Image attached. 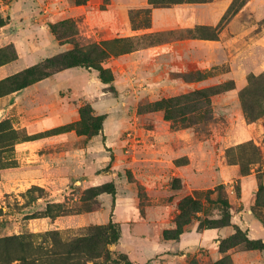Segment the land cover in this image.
I'll list each match as a JSON object with an SVG mask.
<instances>
[{
	"label": "rangeland",
	"instance_id": "1",
	"mask_svg": "<svg viewBox=\"0 0 264 264\" xmlns=\"http://www.w3.org/2000/svg\"><path fill=\"white\" fill-rule=\"evenodd\" d=\"M13 1L0 0V24L6 23L0 26V65L24 59L16 70L19 73L56 56L48 38L55 36L51 26L62 21L49 19L45 30L36 27L35 20L27 24L29 30L20 23L12 25L7 6ZM108 4L104 0L96 8L105 10ZM217 9L224 11L222 19L207 32L196 29L198 26L190 29L192 33L180 28L125 37L129 41L118 45L117 52L102 64L112 72L110 85L97 84L96 70L77 68L82 75L71 78L76 85L63 91L75 102L78 119L68 125L78 139L68 142L63 152L67 154L68 149L76 158L75 165L67 168L72 175L67 183L58 180L62 173L67 174L65 170L26 167L18 155V147L28 137L35 141L69 132L54 129L28 134L27 126L40 119L37 109L52 99L41 90L16 104L9 117L1 116L0 123L6 124L0 131L5 129L7 138L5 148H0V238L25 235V242L41 245L40 253L31 256L35 264H125L120 255L127 256L131 264H216L226 259L231 264H264V250H248L242 243L246 238L264 242V118L248 121L239 98L252 76L264 75V0H232L228 7ZM71 20L74 29L60 31L65 36L60 43L68 44V50L124 39L114 31L91 30L84 14ZM130 21L133 29L151 26V16L138 9L130 11ZM21 29L26 32L17 34ZM215 33L216 40L195 42L182 50L181 58L174 57L182 62H170L171 70L153 72L148 64L122 70L117 65L123 49ZM156 75L166 79L158 80ZM204 89L215 93L207 121L201 113L189 114L184 120L167 119L158 105L174 97L191 98ZM7 92L8 88H1L0 99L9 101L8 96L17 93ZM93 116H105V120L92 124ZM98 128L99 137L90 145V134ZM253 149L257 156L251 155ZM88 166H92L90 171H86ZM38 180L41 185H36ZM108 183L115 186V200L111 194L93 191ZM218 186L224 187L223 198L231 206V225L200 229V219L221 216L219 205L205 199V193ZM186 198L199 202L201 209L190 215L179 239L166 240V231L170 235L177 231ZM210 198L218 200V193ZM110 222L117 224L120 236L115 244L107 243L112 237V231L106 229ZM182 236L190 245L199 242L187 257L180 259V252L173 249L172 257L155 254L140 259L138 251L150 254L155 242L175 244ZM78 242L90 243L73 249L71 245Z\"/></svg>",
	"mask_w": 264,
	"mask_h": 264
},
{
	"label": "crops",
	"instance_id": "2",
	"mask_svg": "<svg viewBox=\"0 0 264 264\" xmlns=\"http://www.w3.org/2000/svg\"><path fill=\"white\" fill-rule=\"evenodd\" d=\"M109 1L110 4L107 5V8L105 10H100L96 7L102 4L104 0H89L84 6H76L72 0H14L11 5L7 6V15L10 16L12 25L20 23L29 30L27 24H31L33 20H35L37 21L35 26L45 30V24L49 19L53 18L57 21H64L76 19L78 16L84 14L85 22L90 26L91 30L96 28L108 32L114 31L116 34L123 35H119L122 38H137L140 37V35L145 36L163 33L168 29L183 28L190 30L198 26H216L224 14V11L217 8L222 6L228 7L232 2V0H223L224 3L221 4V1L214 0L212 3L182 4L168 8H152L150 14L151 26L139 30L132 28L130 11L133 9L144 10L150 8L148 0ZM37 11L40 12L37 13ZM206 11L210 13H206ZM23 29L17 31V34L26 32L24 31L26 29ZM48 39V43L50 47L56 51V55L68 51L66 48L68 44H61L56 36L51 34V37ZM199 41L204 42L209 40L191 38L179 41L157 42L148 47L134 49L132 52L120 55L116 60L117 65L122 70L126 68H135V66H142L143 64L150 65L153 72L167 71V67H170L169 70H171V64L177 61L182 62L181 59L177 60L174 59V57L181 58L182 55L180 52L182 50L187 49L188 46L191 47L195 45L192 43ZM23 60L24 59H17L14 62L0 67V81L18 73L16 70H18L19 63ZM170 62L171 64H169ZM76 74L82 75V72L77 70V68L63 70L49 78L37 82L21 92L8 96L10 99L9 101H7V98L0 99V118L1 116L6 118L9 117L16 104L23 103L25 98L30 99V94H38L43 90L52 101L37 109L40 119L34 122L35 124L27 126L29 135H37L50 130L59 129L76 122L78 119L75 102L72 101L70 93L65 94L63 92L65 90L69 92L74 88L76 83L71 78ZM163 77L166 79L165 76ZM163 77L156 75L155 78L159 80ZM96 81L97 84H104L100 82L99 79H96ZM86 85H88V83H86L85 86ZM52 87H56V92H50ZM26 93H29V96H26ZM93 107L95 108V106ZM106 134L107 132L104 130V135ZM98 137L94 136L90 139V145H92ZM77 139L75 131H69L52 137L27 141L18 147V155L23 162V166L26 167L38 165L41 170L46 167H56L60 170V173L65 170L67 174L62 173L58 176V180L61 183H67L72 179V175H70L71 173L67 168L75 165L76 158L69 153L68 149L67 154L63 153L66 149L64 147L68 142ZM49 149L55 150L56 152L50 155L42 153L44 150ZM91 167L92 166H88L86 171H90ZM35 183L36 185H41L39 180L35 181ZM184 237L185 236H182L180 241L175 242V244L173 242H155V244L151 245V249L149 250L150 254H144L141 250L138 251L140 252V259H143V256L150 257L149 255L155 254H161V258L172 257L170 255L173 253V249H175V252H180L179 258L183 259L187 257V253L195 251L199 245V242H193L195 245H190V242H185L186 238ZM183 251L185 253H183ZM126 253L133 254V252H127V250Z\"/></svg>",
	"mask_w": 264,
	"mask_h": 264
},
{
	"label": "trees",
	"instance_id": "3",
	"mask_svg": "<svg viewBox=\"0 0 264 264\" xmlns=\"http://www.w3.org/2000/svg\"><path fill=\"white\" fill-rule=\"evenodd\" d=\"M74 5L76 6H84L87 4L89 0H72ZM213 0H148V4L150 8L144 9L147 15L151 14L152 8H168L175 5L182 4H204L210 3ZM6 24V23H5ZM5 24H0V26H4ZM76 26L75 22L71 19L64 20L62 22L57 23L56 25L51 26L52 33L56 36V38L61 42L64 40V33H60L61 28H69L74 29ZM145 28H149V26H144ZM139 29V28H134ZM196 29H200L202 31L207 32V30H212L211 27L200 26ZM195 29V30H196ZM215 32L216 28L213 29ZM192 33V30H190ZM204 40H216L218 35L216 33L213 36L208 35H200ZM66 39V38H65ZM126 41H129L128 38L124 39H115L111 41H103L99 44H91L89 47H79L74 46L72 49L67 52L61 53L54 57L46 59L44 62L39 63L35 66L27 68L13 76H10L0 82V89L5 87L8 88L9 93H14L25 89L37 82H40L50 76L54 75L63 70L72 69V68H86V69H94L99 72V79L102 83L106 85H110L114 82L112 72L108 68L103 67V63L106 59H109L111 55L118 50V45L124 44ZM134 50L133 47L130 49H123L118 53V55H123ZM5 62L2 65L7 64ZM6 94V95H7ZM215 95L213 93V89H204L201 91L195 92L191 98L186 96H179L167 99L162 103L158 104L164 109L165 117L167 119H177V117H182L184 120L189 116V114H203L202 120L207 121L208 114L210 113V105H211V97ZM239 98L241 101V106L243 108V113L245 118L250 122L258 121L264 118V75L250 78L248 82V86L243 89ZM178 110V111H177ZM82 116L85 119V112L82 111ZM105 120V116H93L91 122L92 124L95 122H100V124ZM6 123H0V127H3ZM69 127H62L56 129V132L69 131ZM10 130V129H9ZM101 128L94 130L90 137L97 136ZM12 131V130H11ZM7 138L6 130L0 131V144L2 146L0 148H5V140ZM28 137L27 141L34 140L36 138ZM252 156H257L258 152L256 149L252 150ZM252 163V158L249 159ZM93 191H98L99 193H108L113 196L115 200L116 189L113 183L104 184L100 187L93 188ZM90 192H92L90 190ZM218 193V200H211L210 195ZM224 197V187L218 186L215 190L209 191L205 193L206 202L214 204L216 203L220 207L221 216L217 220H209V219H200V229H217L224 228L231 225V206L228 200ZM201 209V204L197 201H194L190 198H186L181 204L180 211L182 212V216L179 217L177 231L174 235H170L168 231L164 233V238L166 240H177L184 233V225L188 224L190 221V215L194 212H199ZM182 219V220H181ZM117 224L110 222L106 229L112 231V237L109 238L108 244H115L118 242L120 236L118 234V230L116 228ZM96 236L98 238L101 237V234L98 233ZM94 237L93 233H90V239L92 240ZM27 237L25 235H13V236H5L0 238V264H14L18 262V264H35V262L31 259V256H35V254L40 253L41 245H33L32 242H25ZM87 241V240H86ZM89 244L90 242H78L75 245H71L73 249L81 246L82 244ZM248 250H264V242L262 240H254L246 238L242 242ZM54 247L56 248V242L54 243ZM56 254V253H55ZM120 259L124 261L125 264H131L128 260L127 256L120 255ZM34 262V263H32ZM38 262V259H37ZM216 264H231L228 259L225 261H219Z\"/></svg>",
	"mask_w": 264,
	"mask_h": 264
}]
</instances>
